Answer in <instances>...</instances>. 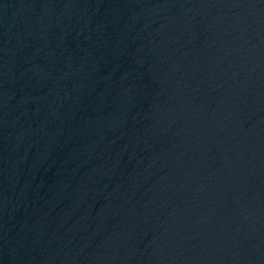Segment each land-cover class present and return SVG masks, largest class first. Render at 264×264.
Segmentation results:
<instances>
[{
  "label": "water",
  "instance_id": "obj_1",
  "mask_svg": "<svg viewBox=\"0 0 264 264\" xmlns=\"http://www.w3.org/2000/svg\"><path fill=\"white\" fill-rule=\"evenodd\" d=\"M0 264H264V0H0Z\"/></svg>",
  "mask_w": 264,
  "mask_h": 264
}]
</instances>
